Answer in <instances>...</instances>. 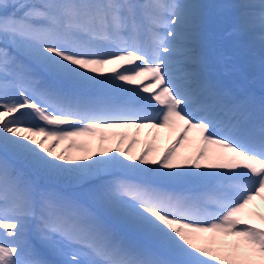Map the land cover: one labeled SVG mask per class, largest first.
I'll return each instance as SVG.
<instances>
[{"label":"snow or ice","instance_id":"6c2138e0","mask_svg":"<svg viewBox=\"0 0 264 264\" xmlns=\"http://www.w3.org/2000/svg\"><path fill=\"white\" fill-rule=\"evenodd\" d=\"M199 7L0 0V264H54L37 243L56 264H264L257 210L264 207V100L257 114L254 100L207 77ZM241 7L264 49V0ZM32 65L72 90L45 83ZM144 128L155 134L134 153ZM165 128L178 129L176 136L152 155ZM97 133V149L77 140ZM113 138L115 147H106ZM186 141L190 154L178 151ZM8 157L37 178L84 191L69 195L26 178ZM162 182L198 187L178 192ZM93 204L158 250L126 243Z\"/></svg>","mask_w":264,"mask_h":264},{"label":"rangeland","instance_id":"374dc122","mask_svg":"<svg viewBox=\"0 0 264 264\" xmlns=\"http://www.w3.org/2000/svg\"><path fill=\"white\" fill-rule=\"evenodd\" d=\"M199 1L201 2V5L204 6L200 13V16H201L200 19H202L201 22L205 24L204 25L205 28L204 26H202L201 32L205 33L207 37V42L208 40L212 42V45L210 46V48L208 47L207 42L206 44L202 43L201 45V47L205 50L206 54L208 53L210 55V59H213L209 63V65L207 64V67L209 66L210 68L215 69L216 70L215 73L217 76L223 75L230 79H234L236 84L239 87L240 86L245 87L247 83L249 84L251 82L250 84L260 87L261 89L264 90V80H263L264 79V62H261L262 57H264V55L263 53L259 54V51H258L257 59H254L253 61H250L248 59L247 55H249L250 53H248L249 51L247 49L248 48L247 43H248L249 37L252 36L256 38V33H254V31H252L251 29H249L248 27L244 25V23L242 22V16H241L242 12L245 11V9L241 7V5L248 4V3H255L256 0H199ZM20 2L21 0H10L11 4L20 3ZM180 2L187 3L186 1H182V0H180ZM187 4H193V3L188 2ZM205 9L207 10L208 13L206 12ZM219 10L222 11V12L220 11L223 14V16H221L222 18L216 15V12H218ZM230 23H234L235 25H238L237 26L238 32H236V27H232V26L230 27V25H232ZM243 36L248 39H244ZM13 55L16 56V59L18 61H22L25 64H29L30 62L24 55H22L19 52H15L13 53ZM222 58H227V59H222ZM247 59L251 63H253L254 66H251V65L248 66L250 62H247L246 61ZM212 64H215V65H212ZM225 69H227V71H225ZM51 79L55 81V83H57L59 86L63 87V89L69 88V87L71 88V86L67 82L58 81L54 77H51ZM111 131H114V130H111ZM112 140L115 141V138H113ZM135 146H136V149H135L136 153L139 152L140 149L143 147L139 138H138V143L135 144L134 147ZM161 149L162 148H160L159 145L155 144V150L152 153V155H156L160 151H163V149L162 150ZM57 151H59V147L57 148ZM11 158L12 157H8V159H11ZM12 159L13 161H12L11 167L13 166L14 170L19 171V172H23L26 170V168H24L23 166L25 162L19 159H14V158ZM16 161H19L21 164L17 163ZM26 178H31V177L28 176ZM163 186L168 188L167 185H163ZM55 190L63 192L65 194H69V195H79L84 191L82 190L81 193L75 194L74 192H70L66 189L65 190L55 189ZM93 206H95L96 208L98 207V205H95V204H93ZM248 209L251 210L253 208L248 207ZM257 210L260 212H264V210L262 209H257ZM246 213H247V210H246ZM144 237L146 236L144 235ZM229 238L234 239L232 237H229ZM37 247L47 259L53 261L54 264H56L57 261L54 260L55 258L51 255L52 254L51 252H49L45 248H42L38 243H37ZM148 250L156 251L157 245L154 244V247Z\"/></svg>","mask_w":264,"mask_h":264},{"label":"bare ground","instance_id":"6f19581e","mask_svg":"<svg viewBox=\"0 0 264 264\" xmlns=\"http://www.w3.org/2000/svg\"><path fill=\"white\" fill-rule=\"evenodd\" d=\"M182 1H186L187 3L189 2H192L193 4L195 3V5H199V13H201L202 11V8L204 6L201 5V2L199 0H182ZM203 3V2H202ZM205 4V2H204ZM209 7V6H208ZM207 8V7H205ZM214 8V7H213ZM220 8V7H219ZM206 10V9H205ZM221 10H219L218 12H216V15L217 16H223V14L220 12ZM207 12V10H206ZM208 13V12H207ZM227 13V12H226ZM225 17V16H224ZM201 18V16L199 17V19ZM207 18V17H206ZM222 18V17H221ZM215 19V18H214ZM202 19H200V23H201V27L204 26L205 24L201 22ZM206 20V19H205ZM208 20V19H207ZM220 20V19H219ZM222 21V20H221ZM220 21V22H221ZM214 23V22H213ZM217 23V22H216ZM222 23V22H221ZM213 25V24H212ZM237 26L236 25V32H238V29H237ZM241 26V25H240ZM243 27V26H242ZM205 28V26H204ZM241 28V27H240ZM247 32V31H246ZM252 33V32H251ZM255 33V32H254ZM246 36V35H245ZM244 39H248V38H245L243 36ZM201 41L202 43H205L207 42V37L205 35V33L201 32ZM208 44V47L210 48V46L212 45V42L208 40L207 42ZM247 43V42H246ZM204 45V44H203ZM248 53H250L249 55H247L248 59L250 61H253L254 59H257L258 58V51H259V54L260 53H263L264 55V49L261 48L260 46V43H259V40L258 38H254V37H249V40H248ZM246 48V47H245ZM207 49V48H206ZM202 52L206 58V64H205V73L207 75V77L213 81V82H219L221 83V79H227L226 76H223V75H219L217 76L216 73H215V69L213 68H210V67H207V64H209L213 59H210V55L206 52L205 50L202 48ZM247 53V54H248ZM262 57V56H261ZM260 58V57H259ZM246 60L247 62H250L249 60ZM261 62H264V57H262V60ZM29 64H31V62H29ZM254 66L253 63H249L248 66ZM33 68H35L34 65H32ZM107 67H112L111 65L107 66ZM35 75L39 76L45 83L47 84H51L53 86H56V87H60L62 88L61 86H58L57 83H55V81H53L51 79V76L43 73L40 69L38 68H35ZM229 80V79H228ZM264 80V79H263ZM145 84H148L149 81H144ZM251 83V82H250ZM249 83V84H250ZM222 84V83H221ZM71 86V85H70ZM231 91L233 92V94L239 98V99H247L248 97V93H246L245 91L247 90V87H239L235 80L233 81L232 83V86H231ZM64 90L66 91H71L72 89L69 87V88H64ZM242 94V95H241ZM241 96V97H240ZM253 100V99H252ZM264 100V98H263ZM261 102H255L256 106L258 107L257 108V114H258V110H259V105H260ZM111 131V130H110ZM114 131H125L124 129H114ZM126 131H128L130 134L132 132H134L135 130L134 129H127ZM178 129L177 130H173L171 128H165V129H160L159 130V134L157 136V139L154 141V143L156 145H159L160 148L164 149L176 136V133H177ZM155 134V130L152 131V134H150V131L149 129L147 128H144V129H141L140 132H139V140L141 141L142 145L144 146L145 142L146 141H151L152 140V135ZM194 134L193 133H189V136H193ZM161 149V150H162ZM178 151L183 153V154H190L191 151H192V147L189 146V142H185L184 145H181V146H178ZM2 153H0V156H1ZM9 160V164L11 166L12 164V161L13 159H8ZM203 163V161H202ZM91 206V209L92 211L99 217V219L112 231L114 232L118 237H120L121 239H123L126 243L130 244V245H133V246H136V247H139V248H142V249H145V250H148L150 248H153L154 247V244L155 242L151 241L149 238H146L144 237V235L142 233H140L139 231H137L135 228H133L131 225H129L128 223H126L119 215L111 212V211H108L106 209H103L101 207H95L93 205H90ZM248 207L250 208H254L255 205L254 204H250ZM259 209H262L264 210V207H261ZM103 216H107L108 219H110V222H112L111 224L108 222H105L102 220V217ZM230 239V238H229ZM47 250V249H46ZM158 250V249H157ZM53 257H57L55 256L53 253L51 254ZM58 258V257H57Z\"/></svg>","mask_w":264,"mask_h":264},{"label":"trees","instance_id":"16d2710c","mask_svg":"<svg viewBox=\"0 0 264 264\" xmlns=\"http://www.w3.org/2000/svg\"><path fill=\"white\" fill-rule=\"evenodd\" d=\"M6 2L9 3V4H11V3H10V0H6ZM7 11L10 13V12L13 11V9H12L11 7H9V8L7 9ZM0 14H3V10H2V9H0ZM98 137H99V134L97 133L96 136L78 137L77 140H78V141H86V142L89 143V146H90L91 148H93V149H97V147H98V145H99V143H100ZM66 144H67V142H62V143L59 145V148H63V147H65ZM105 146H106V147H113V148H114V147H115V141L109 139V140L105 141ZM135 149H136V146H135V147L133 146V152H134V153H136V150H135ZM69 151H70L72 154H79V150H78V149H75V148L70 149ZM137 153H138V152H137ZM23 166H24V168H26V170L23 171V174L25 175V177L30 176L32 179H33V178H34V179H38L39 182L42 183L43 185H51V186H53V187L55 186V187H57V188H63V187L65 188V187H66V188L71 189V190H73V191H75V192H76V191L80 192V191L84 190V189L81 188V187L73 186V185H68V184H64V183H62V182H57V181L51 180V179H49V178H45V177H39V178H37V177L34 176L32 170L27 166L26 163L23 164Z\"/></svg>","mask_w":264,"mask_h":264}]
</instances>
